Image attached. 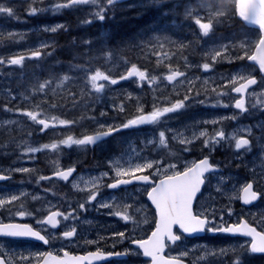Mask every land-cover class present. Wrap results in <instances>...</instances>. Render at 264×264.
<instances>
[{
	"label": "rangeland",
	"instance_id": "rangeland-1",
	"mask_svg": "<svg viewBox=\"0 0 264 264\" xmlns=\"http://www.w3.org/2000/svg\"><path fill=\"white\" fill-rule=\"evenodd\" d=\"M202 0H156L153 4V0H132L126 4L116 5L111 11L108 12L106 19L104 21H99L98 27L92 31L87 32L81 28V32H78L75 26L82 25V21L88 17V11L77 12L75 9H69L63 12L69 19L68 22L75 21V26L72 22L68 25L66 30H58L55 33L59 34V50H64L68 52H59L58 57L61 61L68 59H77L82 57V60L75 62L74 60L68 61V67L65 72L53 71L49 75L46 72L47 64L44 63L45 59L56 53L55 48H52L54 41L47 39H42L40 42H33V39L27 36V32H31V27L25 29L22 28H12V25L8 23L0 24V37L3 39V45L0 48V58L7 60L10 57L20 55L19 53L24 51H35L41 44H48L49 47L41 49L43 55L40 58H35V60H30L26 57L23 65H0V160L2 163L1 156H9L13 150H17L18 153L23 154V150L26 144H31L37 146L43 143H49V134L47 132H41L39 129L41 126L34 124L29 118L16 112L15 109H27L35 110L36 105H40L47 116H56L59 119H66L70 121H75V123L68 126L57 125L55 128H50V142L53 140L62 139L68 135L74 137H82L83 135L93 134L95 132L101 131L99 125H120L126 122L128 119L134 118L139 113L137 112L138 107H143L145 113L152 111L153 106H164L170 102H175L177 99H182L186 94V86L181 84H176L175 88L172 85H167V82H162L158 87H149L146 83L142 88L143 90L134 91L133 88L135 84L138 85L135 78H130L127 80L119 81L116 85L108 84L103 93L97 94L90 92L89 88L85 84V73L81 70H76L71 67L73 64H85L87 63L91 69L100 67L103 69H110L111 74L114 77H118L123 74L126 70V66H130L132 63L137 64L142 68H151V74L161 75L167 72L165 65L172 64L173 67H179L182 71H188L191 67H185V59L187 57L188 64L200 65L209 59L205 56L206 52H211L213 49H219L221 45L234 43L238 45L241 41H246L250 45L247 49L249 54L254 51V43L258 40V32L254 29L244 28V24L237 17H232L230 19H225L221 24L215 26L214 31L209 37L204 38H190L182 39L180 34H197L196 26L191 22V20L185 19L184 7H177L178 4H188L195 6L201 3ZM135 7L134 10L142 11L138 15L133 13L129 16L134 17L128 20L129 16H124L119 14V12H126V9ZM54 13L51 14V16ZM118 18L126 19V23H118L116 20ZM174 18H179L180 21H175ZM185 22L191 23L193 29L190 30H180L184 26ZM64 25L66 26V21H54L53 24L50 22V27ZM88 25V24H86ZM224 25V26H222ZM45 27H49V24H45ZM145 27V28H144ZM149 27V28H147ZM233 27L235 30H230ZM13 32L12 38L8 37V33ZM126 32V33H124ZM159 37V42L156 40ZM167 37L168 39H165ZM228 37V38H227ZM45 38V37H43ZM52 38V37H50ZM85 40L93 41L92 48H99L100 40H104V48L109 49L113 53V57L110 61H105L100 58L99 52L92 54V59L84 55L89 51L83 44ZM169 40L183 42L189 45L188 48L182 52L177 49V47L170 43ZM112 42H118L116 48H108ZM164 44V48H159V43ZM71 48L70 50H68ZM91 48V49H92ZM139 48V49H138ZM117 51V52H116ZM95 50L92 51V53ZM156 52H160L161 55L157 57ZM163 53H167L164 56ZM185 53V54H184ZM243 54L242 51L237 47L235 51L231 52V55ZM172 56V57H171ZM160 59L162 63L158 66L157 59ZM98 59H101L98 61ZM125 60L127 65H125ZM201 60V62H199ZM243 62L246 67H234V66H223L229 65V63ZM8 66V70L6 69ZM11 66L12 70L19 71L22 70L28 77L16 78L8 73ZM216 68V73L213 72V68L205 72L201 68L197 67L196 75H191L188 78L199 77L198 82H195L196 88L203 83V80L209 79L210 84L207 86L209 89L216 86L218 83L222 84L223 81L221 77L227 78L230 75H234L238 70L240 71H251L254 75L257 73L258 68L249 63L247 59L244 60H232L229 62L228 59H221L213 65ZM200 70V71H199ZM237 70V71H236ZM63 74H69L72 79L66 83L63 88H57L55 94L51 90L47 91V95L40 93H33L32 89L38 85V83L43 82L46 79H53L52 88L56 87V82L59 77ZM167 85V86H166ZM199 90L200 89H196ZM167 90L170 91L166 93L163 98L156 99L155 90ZM259 89V90H258ZM264 89V78H262L261 83L254 88L255 92L259 94L261 90ZM129 90V91H128ZM229 91V95L224 97H216L214 93L210 91L207 95H211L212 98H208L202 108H195L193 106L197 103V100H205L204 97L201 99H193L190 97L186 101V107L179 110L176 113L168 114L167 119H171L172 124L160 126L164 121L158 126L148 127L147 125H140L138 127L128 128L124 132L117 133L114 137L108 141L99 143L96 147L99 153L102 150H114L113 153H101L107 155L106 162L109 164L110 161H115L117 159L121 160L123 163L129 159L133 162H142V159L146 160H159L163 162L166 167L169 164H176L177 169L181 170L185 166L193 163L197 158V155L211 156L212 153L216 154L213 158L215 163L222 167V171L219 173H214L210 177V182L206 187V191L199 200L198 210L199 212L205 209H214L215 225L219 226L221 223L220 217L223 216V223L225 224H235L241 219H246L250 223L256 225L260 230L264 231V195L262 201L254 207H243L239 203L240 188L249 181H253L256 187L264 194V107L257 105L252 107L256 103V97H249V111L246 114L238 113L233 107H223V106H212L215 105L217 99L223 101L224 104L231 105L234 102V95ZM75 94V100L69 97L68 93ZM129 96L131 98H129ZM195 96V93L192 94ZM27 97V99H25ZM85 97L84 99H81ZM88 98L89 101L85 100ZM134 98V99H133ZM83 100L81 103L80 101ZM56 104L57 107H50L52 104ZM123 105L124 110L120 111V106ZM5 106L12 111L5 110ZM109 106V108L105 107ZM201 106V105H199ZM259 108V109H258ZM76 109H82L81 112ZM109 109L115 111L116 116L119 118H106V119H95L96 116L101 115L102 112L106 113ZM261 113V114H259ZM233 115L237 116V119H231ZM219 120L218 124L203 123L204 121ZM5 121H15L14 124L5 125ZM21 121V122H20ZM22 123V124H21ZM27 123V124H26ZM177 123V124H176ZM30 126H29V125ZM203 124L204 127L195 125ZM177 125V126H176ZM27 127V131L23 129ZM178 127V128H177ZM198 128V129H197ZM223 129L228 136H231L234 132L239 131L240 135L247 136L248 133L243 131L244 129L251 128L252 135L249 137L252 139L253 143L250 149L240 150L237 152L234 148V142L229 140L221 141L219 144L215 145L212 150L205 148L202 139L196 140L191 145H181L176 140L172 139V136L176 132H181L186 137H191L193 133H199L201 130H207L209 134L213 133L217 129ZM150 129L153 131L151 137L146 138L145 133ZM158 129L155 133L154 131ZM168 129V130H167ZM169 131V145H179L180 147H188L189 155H193L189 158H174L175 156H180L183 152L177 148L175 155L166 154L158 155L155 151L162 150L158 144L153 145L148 143L150 140H158L159 131ZM22 131L20 133H17ZM176 131V132H175ZM13 132V133H12ZM31 132L32 135L29 136L28 133ZM195 147V149H193ZM77 149H91L92 147H76ZM133 149L135 150L133 152ZM193 149V150H192ZM47 155V151H44ZM154 152V155H153ZM42 152L36 154H29L23 156L22 158L29 160L28 166L25 165H0L2 170L18 173L20 174V182L23 179L31 180L33 186L23 185L19 188V184H16L15 190H11V186H0V196L7 197L12 194H19L20 192L28 193L27 197L22 198L25 208L28 204H37L32 209L38 214V218H42L45 215V208L48 207L47 197L45 191L43 192L41 188H37L44 181H39L37 179L40 175L45 176L46 172V156L41 155ZM151 155H148V154ZM58 156V155H57ZM166 156L169 157L166 159ZM172 158V159H171ZM20 158H15L18 161ZM200 159V158H199ZM59 160L58 157L50 156V165H54V162ZM25 167L33 169L30 173H19L14 171H9L10 169ZM100 173L93 174L90 177L99 176ZM27 176V177H26ZM223 177V181L220 180ZM86 179V180H87ZM104 182V179H103ZM220 186L222 191H217V186ZM45 190V188H44ZM37 195L41 199L33 200L32 196ZM46 198V199H45ZM58 202H53L56 206ZM133 205L132 203H129ZM145 207L144 203H135L133 206V214H137L136 208L143 209ZM39 209V211H37ZM72 207L68 208L70 211ZM79 210V208L77 207ZM229 209H231V215H229ZM16 208L13 206L12 214L4 209H0V222H6L5 220H12L13 213ZM142 212V211H141ZM139 212V213H141ZM9 217L5 219V216ZM65 224L71 226L76 222L68 221ZM88 226L91 228L94 223L90 220L87 221ZM201 241V242H200ZM249 239L244 237H232L229 233L220 232H207V236L204 239H199L198 241L185 240L179 248V253L185 250H190V255L188 258L192 262L198 255L199 250L203 247L208 249L216 250L220 249L226 250L225 254H218L214 257H209L206 261H201L200 264H233L234 255L231 250H240L242 246L250 244ZM198 243V244H197ZM0 244L3 245V251L7 254L6 258H15L19 254L29 255L36 253H45V248L41 245H20L11 240H5L0 238ZM195 244V245H194ZM200 244V245H199ZM254 254H246L243 257V264H264V257L256 258ZM37 262L33 260L31 262ZM142 264H144L142 262Z\"/></svg>",
	"mask_w": 264,
	"mask_h": 264
},
{
	"label": "snow or ice",
	"instance_id": "snow-or-ice-1",
	"mask_svg": "<svg viewBox=\"0 0 264 264\" xmlns=\"http://www.w3.org/2000/svg\"><path fill=\"white\" fill-rule=\"evenodd\" d=\"M36 2L37 0H30L28 15H37L40 12L47 11H51L55 14L62 10L79 9L81 6H86L89 8L88 17L90 18H86L82 23L91 24L95 20L104 21L108 12L119 4L120 0H52L46 8L35 7L34 5ZM155 3L156 0H153V4ZM176 6L185 8V19L191 20L196 26L198 30L197 35L200 38L209 37L216 25L232 17H239L247 24L258 25L259 27L260 36L258 40L255 41L254 51H252L251 54H249L247 50L250 45L246 41H241L238 45L234 43L224 44L221 45L219 49L206 52L205 56L209 59H206L205 62L197 65V67L208 72L212 69L213 65L221 59H228L229 62L232 60L247 59L253 62V65L258 66L261 73H264V0H202L201 3L195 6L190 3H182ZM0 16H7L9 18L16 17V10L11 6L0 4ZM61 29L66 30L64 25L45 27L43 30L55 33ZM14 35L17 34L13 32L8 33L9 38H12ZM165 39L168 38L165 37ZM156 40L159 42L160 38L156 37ZM104 42V40L98 42L100 44L99 56L105 61H110L113 57V53L111 50L104 48ZM169 42L174 44L181 52L189 47V45L183 42L172 40H169ZM93 43L94 42L91 40H85L83 42L84 46L89 49L84 55L88 56L89 59H92L91 48ZM47 47H49L48 44H41L37 50L30 53L29 58H40L43 55L41 49ZM237 47L243 54L231 55V52L235 51ZM159 48H164L162 42L159 43ZM155 54L157 57L161 55L160 52H156ZM163 55L167 56V53H163ZM184 59L185 67H192L191 64L187 63L186 56ZM24 60V55L13 56L7 60L0 58V65L9 64L22 66ZM161 63L162 61L158 58L157 65L159 66ZM125 65H127L126 60ZM71 67L85 73L86 86L89 88L90 92L97 94L103 93L108 84L116 85L119 81L130 78H135L140 87H143L145 83L149 87H158L162 82L166 81L167 85H172L173 88H175V85L179 83L182 86H186V94L182 99H177L175 102H170L167 105H154L152 111L147 113L144 112L143 107H138L137 112L139 114L134 118L128 119L126 122L115 126L101 124L99 127L102 130L93 134L83 135L79 138L68 135L62 139L37 146L26 144L23 150L24 155L36 154L44 151L59 153L62 148H71L72 146H95L104 138L122 129L138 127L140 125H159L163 119L168 117V114L176 113L184 109L187 106L186 101L190 99L194 91L196 97L202 94L201 91L195 90V82L200 79L199 77L189 79L186 71L180 70L179 67H173L170 63L165 65L167 72L161 75L150 74L147 69H142L137 64L132 63L130 66H126L125 72L118 77H114L110 69L102 70L100 67L91 69L87 63L73 64ZM71 79L72 77L69 74H63L56 82L55 88L51 87L53 80L46 79L38 83V85L32 89V92L34 94L40 93L47 95V91L51 90L52 93L55 94L57 88H63ZM220 79L223 83L217 84L210 89L207 87L210 84V80H203V85H205L203 89L205 100H200V104L206 103L207 93L209 91L219 98L229 95V91H226V89H230V92L238 94V98H234V102L231 105L224 104L222 100L217 99L216 104L212 106H231L239 110L241 114L247 113L249 111L248 97L251 96L256 97V103L253 104L252 107H256L257 105L264 107V89H262L259 94H257L255 90L249 91L252 86L261 83L258 82L256 76L253 75L251 71L245 72L238 70L234 75H230L227 78L221 77ZM68 95L75 100L74 93L69 92ZM129 98L131 97L129 96ZM25 99H27V97H25ZM50 107L55 108L57 105L53 103ZM5 110L12 111V109H8L7 106H5ZM119 110H124L123 105L120 106ZM15 111L29 118L34 124L41 126L39 129L41 132L48 130L50 127L55 128L57 125L68 126L75 123V121L59 119L56 116H47L44 110L40 108V105H36L35 110L15 109ZM101 115H105V113L102 112ZM230 118L237 119V116L233 115ZM219 122V120H212L204 121L203 123L218 124ZM4 123L8 125L16 122L5 121ZM261 127H264V125H261ZM239 131L240 130L228 136L222 128L215 130L211 134L205 129L199 131L198 134L193 133L190 138L184 136L181 132H176L173 134L172 139L185 146L191 145L196 140L202 139L204 147L210 150L221 141L229 140L234 142V148L237 152L250 149L253 143L252 139L249 138L252 135L251 128L243 130L248 133L247 136L240 135ZM28 135L31 136L32 133L29 132ZM148 143H152L154 146L158 144L162 148H168L169 138L166 135V131H159L158 140H150ZM183 150L189 151L190 149L184 147ZM134 151L133 149V152ZM141 161L142 162H133L132 159L124 161L123 163L119 159L110 161L109 164L115 172V176L112 182L106 185L103 184V179L109 176L108 172H103L99 176L90 177L87 180L83 178L79 181L75 179L70 180L76 172L75 166L62 168L59 166L58 161L54 162L55 170L52 176L40 175L37 179V183H39V181L50 180L53 177L64 182H70L73 189L86 194L83 202H79L77 205L82 211H87V206L91 205L93 202H97L100 208L121 207L120 205H115L114 198H112L113 203H109L106 200L98 201L103 187L118 189L121 186L131 185L134 182L150 185L151 187L146 191V194L148 200L151 201V204L155 207V228L151 232V235L147 239H136L123 231L114 233V236L119 237L122 241L128 240L131 245H135V249H126L121 252H105L97 248L95 251H90L83 256H73L67 251H64L62 257L54 255L52 252L29 255L19 254L13 259L6 258L7 254L3 251V245L0 244V264H31L33 260H36L37 264H94V262L104 261L112 256L124 257L128 255L149 257L151 264H189L185 258L190 255V250L180 252L176 256H165L163 254L165 248L181 242L185 234L190 236L204 231L240 234L251 237L249 245L242 246L239 251L235 249L231 250L235 257L233 264H243V257L246 254H264V231H257L256 227L250 225L247 220L241 219L235 224H225L223 223V216H221V223L219 226H214V209H205L200 212H195L193 210V203L197 198V194L201 192V187L207 180L206 173H215L219 171V165L211 163L209 157L205 156L198 162H193L185 166L182 171L177 169L176 164H169L165 167L163 162L159 160H146L141 158ZM9 171L30 173L33 169L20 167L10 169ZM156 175L161 176L158 182L152 179V177ZM10 178L8 174L0 173V181ZM223 179V177H220L221 181H223ZM45 191H51V189H46ZM217 191H222L219 185L217 186ZM240 193L241 195L239 198L242 199L243 203L246 205L251 204L264 195L254 190V182H247L244 184L240 188ZM27 196L28 193L26 192L12 194L7 197L0 196V209H4L12 214L13 206H15L16 210L14 215L20 217L31 216L33 213L25 208L23 202L18 205L16 204V202L22 201V198ZM32 199L38 200L41 199V197L33 195ZM132 207L133 205L124 204L122 210H117L111 214L119 216L126 223H132L135 229L139 227L141 223H147L148 220L147 217H145L142 221H138L135 216L129 213V209ZM53 208H55V206L51 205L49 202L48 207L44 210L45 215L37 219L36 223L41 226L40 230L33 228L29 224L0 222V237L33 238L46 245L55 239L70 240L75 237L77 235V227L74 224L71 226L63 224L64 230L59 233L51 230L60 228L62 222L77 220L76 208H72L68 212L60 211L59 208L53 210ZM37 211H39V209ZM141 211L142 209L136 208L137 213ZM229 215H231V209H229ZM174 226H178L179 231H174ZM87 243H95V241H87ZM61 250L63 251V249ZM225 253L226 250L224 249H220L217 252L216 250L203 247L199 250V255L191 264H200L201 261H206L209 257Z\"/></svg>",
	"mask_w": 264,
	"mask_h": 264
},
{
	"label": "flooded vegetation",
	"instance_id": "flooded-vegetation-1",
	"mask_svg": "<svg viewBox=\"0 0 264 264\" xmlns=\"http://www.w3.org/2000/svg\"><path fill=\"white\" fill-rule=\"evenodd\" d=\"M52 2V0H37L34 5L37 8H46ZM0 4H5L7 6H11L16 10V17L9 18L7 16H0V24L8 23L12 25V28H22L25 29L27 27H31L32 31L27 32L26 37H30L33 39V42L41 41L42 39L50 40V31H44L45 24H49L50 22L64 20L66 21L65 28H68V25L72 22L75 26V21L68 22L69 17L66 14H62L66 10H62L59 13H55L51 16L52 12H40L37 15H28V9L30 7V0H0ZM89 9L86 6H81L77 10V12L86 11ZM86 23L82 25L75 26L76 28H81L85 26ZM26 30V29H25ZM45 37V38H43ZM185 39V38H182ZM59 40V39H58ZM187 40V39H186ZM1 43L3 45V39L0 37V47ZM31 51H24L19 53L20 55H24L26 57H30ZM19 56V55H17ZM259 74V71L256 75ZM27 124V123H26ZM29 125V124H28ZM30 126V125H29ZM27 127L23 129V131H27ZM127 129H122L121 132ZM19 131L17 133H20ZM46 134H49V143H50V128L46 130ZM13 133V132H12ZM55 141V140H53ZM103 141V140H102ZM102 141L98 142L102 143ZM95 146L91 149H77L78 146H72L71 148H62L59 153H54L47 151V155L45 152H42L41 155L43 157L46 156V172L45 176H52L53 171L55 170V164L51 167L50 165V156L58 157L59 166L62 168H68L75 166L76 172L73 174V177L70 180H80L83 178L86 180L89 176L96 173L108 172L109 176L104 177L103 184H107L112 182V179L115 176V172L110 167V164L106 162V158L104 155H101L103 151L99 153L98 149ZM58 155V156H57ZM189 155V154H188ZM26 156L24 154L18 153L17 150H13L9 156L3 155L1 156L2 163L0 160V165H25L28 166L30 161L22 158ZM15 158H20L18 161L14 160ZM184 168L181 169V171ZM151 171V170H149ZM0 172L3 174L10 175V179L1 183L2 186L10 185L11 190H15L16 184H19V188L23 185L33 186V182L31 180L23 179L20 182V174L8 172L2 170L0 168ZM147 174V173H146ZM27 177V176H26ZM161 176L156 175L153 176L156 182L159 181ZM158 179V180H157ZM150 185H144L139 182H134L131 185L121 186L118 189H108L107 187H103L101 189L100 196L98 197V201L106 200L109 203H113L112 198H114L115 205H120V208H100L97 202H93L91 205L87 206V211H82L77 209V205L79 202H83L86 194L82 192H78L73 189L72 184L70 182H64L53 177L50 180H45V184L37 188H41L44 192L46 189H51V191H45L47 197V205L49 202L53 205V202H58L55 208H59L60 211L68 212V208H76V215L78 217L77 220L72 222H76L77 225V235L70 240L63 239H55L52 240L49 244H44L41 241L32 240L28 238H12L13 241H18L25 244H33V245H41L45 248V252H52L54 255L63 256V252L67 251L70 255L73 256H83L86 255L90 251H95L97 248L102 249L105 252H121L126 249H135V245H131L128 240H121L119 237L114 236V233L118 232H126L129 236L136 239H147L151 232L154 229V221H155V207L151 204V201L148 200L146 191L150 189ZM45 188V190H44ZM55 193V194H53ZM46 199V198H45ZM199 199V198H198ZM132 203L133 206L135 203H144L145 207L142 209L141 213L133 214V207L129 209V213L136 217L138 221H142L145 217H147V223H141L139 227L133 228L132 223H126L119 216L112 215V212L117 210H122V206L124 204ZM37 206V204H28L26 209L33 213L31 216H16L13 213L12 220L20 221V222H29L34 228L38 230L41 229V226L36 223V218L38 214L32 206ZM199 200L196 201L194 205V211L199 212L198 210ZM53 208V210H55ZM9 216L6 215L5 219ZM90 220L94 223V226L91 228L88 226L87 221ZM6 222L9 220H5ZM66 222H62V226L56 230L57 233L62 232L64 230L63 224ZM189 239L184 236L182 241L176 245L171 247H167L165 251L166 256H176L179 254L180 244H182L185 240ZM87 241H95V243H87ZM95 245V246H94ZM63 249V251L61 250ZM186 261L191 264L190 259L185 258ZM151 264L149 257H144L142 255H128L124 257H109L107 260L94 262V264Z\"/></svg>",
	"mask_w": 264,
	"mask_h": 264
},
{
	"label": "trees",
	"instance_id": "trees-1",
	"mask_svg": "<svg viewBox=\"0 0 264 264\" xmlns=\"http://www.w3.org/2000/svg\"><path fill=\"white\" fill-rule=\"evenodd\" d=\"M126 12H130V13H123V12H119V14H123L124 16H129L130 14H134V15H138L140 12H142V11H136V10H126ZM131 18H134V17H131V16H129L128 17V20H130ZM126 21V19H123V18H118V20H116V22H118V23H122L123 24V22H125ZM126 23V22H125ZM124 33H126V32H124ZM59 48V47H58ZM56 49V53L54 54V55H52L51 56V59H52V61H50V66H61V65H63V63H64V61L65 60H63V61H61L60 60V58L58 57V53L59 52H68V51H64V50H59V49ZM71 48H69L68 50H70ZM117 52V51H116ZM68 60H72V59H68ZM79 61H81V59H78V60H76L75 62H79ZM53 80V79H52Z\"/></svg>",
	"mask_w": 264,
	"mask_h": 264
},
{
	"label": "bare ground",
	"instance_id": "bare-ground-1",
	"mask_svg": "<svg viewBox=\"0 0 264 264\" xmlns=\"http://www.w3.org/2000/svg\"><path fill=\"white\" fill-rule=\"evenodd\" d=\"M228 38V37H227ZM139 49V48H138ZM185 54V53H184ZM172 57V56H171ZM48 58V57H47ZM215 65V64H214ZM238 67H240V68H242L243 67V65H241V64H238ZM196 64H192V67H191V69H189L188 71H190L191 72V74H190V76L191 75H196ZM213 68V67H212ZM239 69V68H238ZM200 71V70H199ZM237 71V70H236ZM240 71V70H239ZM217 71L215 70V68H213V72L212 73H216ZM189 77V76H188ZM196 82H198V80L196 81ZM219 84V83H218ZM204 87H205V85H203V83L202 84H200L199 86H197V88L196 89H200V90H202V92H203V89H204ZM259 90V89H258ZM129 91V90H128ZM88 99V98H87ZM199 105H201V106H199ZM195 106H199V107H202V104H200V103H198V104H196ZM259 109V108H258ZM259 114H261V113H259ZM177 124V123H176ZM169 126V125H168ZM177 126V125H176ZM197 126H201V127H204V125L202 124H198V125H195V127H197ZM178 128V127H177ZM198 129V128H197ZM176 132V131H175ZM153 135V131L151 130V131H148V132H146L145 133V137L146 138H148V137H151ZM158 180V179H157ZM145 185V184H144ZM201 242V241H200ZM198 244V243H197ZM195 245V244H194ZM200 245V244H199ZM95 246V245H94ZM182 246V245H181ZM140 264V263H139Z\"/></svg>",
	"mask_w": 264,
	"mask_h": 264
},
{
	"label": "water",
	"instance_id": "water-1",
	"mask_svg": "<svg viewBox=\"0 0 264 264\" xmlns=\"http://www.w3.org/2000/svg\"><path fill=\"white\" fill-rule=\"evenodd\" d=\"M253 26H257L258 27V25H253ZM203 187V186H202ZM202 187H201V189H202ZM199 194V193H198ZM197 194V195H198ZM259 200V198L256 200V201H254V202H252L251 204H247L248 206L249 205H252L253 203H255V202H257ZM242 202H243V200H242ZM175 227V226H174ZM253 227H255V226H253ZM257 229V228H256ZM257 231H259L258 229H257ZM204 232H202V233H196V234H193V235H190V236H195V235H202ZM233 236H236V235H240V234H232ZM243 236V235H242ZM245 237H247V236H245ZM248 238H251V237H248ZM258 255H261V254H259V253H257Z\"/></svg>",
	"mask_w": 264,
	"mask_h": 264
}]
</instances>
